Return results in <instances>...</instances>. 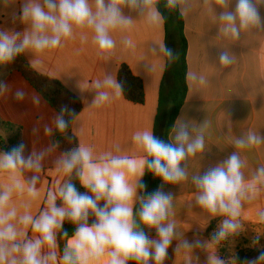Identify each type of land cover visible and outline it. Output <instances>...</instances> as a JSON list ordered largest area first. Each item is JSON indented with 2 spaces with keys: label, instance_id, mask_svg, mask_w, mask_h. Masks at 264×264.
Wrapping results in <instances>:
<instances>
[{
  "label": "crops",
  "instance_id": "obj_1",
  "mask_svg": "<svg viewBox=\"0 0 264 264\" xmlns=\"http://www.w3.org/2000/svg\"><path fill=\"white\" fill-rule=\"evenodd\" d=\"M30 3H39L48 11L44 0H0V33L16 36L18 44L33 31L31 20L24 19L21 12L22 6ZM89 4L95 11V0H89ZM178 4L188 41L189 91L170 141L175 146L176 133L185 127L188 142L202 135L204 148L195 155H186L180 165L185 178L179 182L163 181L146 165L142 176L131 177L130 183L135 185L136 191L133 218L137 230H143L150 240H158L156 229L140 222L139 210L142 200L159 190L171 197L165 225H174L163 264H215L216 261L238 264L235 256L239 251H256L246 246L248 240L243 239L250 230L264 227V177L257 178L258 170L264 168V0H258L262 26L241 30L235 40L222 31L220 14L234 12L236 0H230L227 8L219 7L215 0H180ZM121 12L130 24L110 31L115 46L108 53H100L91 28L75 26L72 37L62 39L60 47L37 51L29 46L20 52L38 73L60 81L82 100L83 109L72 132L79 147H87L96 163L112 158L152 159L133 136L143 131L154 135L167 68L165 22L156 7L155 14L143 6L136 9L121 6ZM224 53L231 61L227 66L220 63ZM122 65L129 66L133 74L142 79L144 105L127 101L121 89L117 96V89L105 84L109 78L118 84ZM97 82L100 88L96 87ZM99 92H107L109 98L97 106ZM57 116L59 113L20 72L11 73L0 87V120L22 128V155L25 158L31 155L33 161L38 160L40 164L39 169L21 166L15 172L0 170V192L11 191L4 212L16 211V218L10 221L17 232L16 243L39 236L31 225L22 224L20 218L24 215L37 218L47 207L49 192L57 193L68 182L69 174L60 164L66 154L52 140ZM46 127L51 132L46 133ZM249 131L257 134L261 143L238 147L236 141L246 139ZM234 153L242 161L244 190L238 214L233 218L225 213L213 214L198 203L201 190L194 178L222 165ZM3 154L0 148V156ZM16 182L21 184L20 188L15 187ZM33 183L35 197L27 191ZM141 184L145 187L141 188ZM59 200L57 197V207H61ZM225 219L238 225L235 231L226 233L224 237L228 239L218 235ZM58 233L59 230L56 232V260H49L48 264H62ZM223 249L227 260L220 256ZM41 251L46 255L47 245L42 246ZM12 255L17 259L21 256L20 253ZM127 264L140 262L130 259ZM242 264H264V260L257 258Z\"/></svg>",
  "mask_w": 264,
  "mask_h": 264
},
{
  "label": "clouds",
  "instance_id": "obj_2",
  "mask_svg": "<svg viewBox=\"0 0 264 264\" xmlns=\"http://www.w3.org/2000/svg\"><path fill=\"white\" fill-rule=\"evenodd\" d=\"M48 11L39 3L22 6L24 19L32 22V33L26 35L22 42L17 43L16 36L0 33V62L12 60L25 48L31 46L37 51L46 48L62 46V39L72 37L73 26L88 27L94 31V42L100 53L110 52L115 44L110 31L118 26H127L130 21L121 12V6L132 9L143 6L155 14V4L158 0H95V11L89 0H44ZM180 0H168V7L174 8ZM230 0H215L221 8H227ZM222 31L232 39H238L241 30L261 27V16L258 0H236L234 12H222ZM51 33L48 35L47 33ZM130 43V42H129ZM171 57L172 50L166 49ZM227 53L220 56V63L227 66L230 63ZM105 84L117 89L120 95V85L114 84L109 78ZM97 88L101 84L97 82ZM107 92H99L96 104L99 106L108 100ZM57 130L63 132L67 122L63 115L55 120ZM45 132H51L45 128ZM143 147L147 156L152 159L131 160L128 158H112L96 163L91 151L84 146L66 154L61 160L63 171L71 174L79 166L78 176L83 187L93 195L81 194L71 182L65 183L53 194L49 192L47 207L37 218L24 215L20 222L31 225L32 231L39 233L34 240L16 243L17 232L11 220L16 218L13 209L7 213L4 208L8 204L11 191L0 192V264H48L56 260V232L63 227L65 219L77 225L74 235L67 240L62 264H127L130 259L140 264H163L167 250L171 244L174 225L165 221L171 208V197L157 190L142 200L139 210V220L149 228H155L158 240H150L143 230H137L133 218V199L136 195L135 185L130 183L133 176H142L145 165L165 182H179L185 178V172L180 167L186 155H195L204 148V138L198 135L189 143V133L181 127L176 133V145L165 143L154 137L152 132H137L133 136ZM261 143L260 137L249 131L246 139L236 141L238 147H253ZM186 145V148H185ZM24 145H18L11 151L0 156V170L15 172L21 166L39 169L40 164L33 161L32 156L25 158L22 153ZM242 161L237 154H232L222 165L210 169L202 177L194 178L201 190L198 203L215 214L217 212L236 217L240 208V197L243 194L244 183L241 172ZM259 171V177H264V168ZM145 187L143 184L139 185ZM16 188L21 184L16 182ZM28 194L36 195L34 183L29 186ZM63 201L57 207L56 199ZM104 200L103 208L98 202ZM96 217L95 223L89 225V213ZM238 225L230 219L222 223L218 235L223 238L227 232H233ZM66 236L67 233L65 232ZM47 245L49 252L42 254V246ZM20 253V259L13 256ZM264 260V254L258 257ZM215 264H221L216 261Z\"/></svg>",
  "mask_w": 264,
  "mask_h": 264
},
{
  "label": "trees",
  "instance_id": "obj_3",
  "mask_svg": "<svg viewBox=\"0 0 264 264\" xmlns=\"http://www.w3.org/2000/svg\"><path fill=\"white\" fill-rule=\"evenodd\" d=\"M168 0H158L155 4L165 22L166 48L172 50V56L167 54V68L163 78L158 113L154 126V137L165 143L172 144L170 135L175 127L177 118L187 99L188 87V41L185 36V20L179 4L169 8ZM175 59L177 62L175 63ZM14 71L20 72L35 90L59 113L67 122L63 132L55 129L52 140L57 148L68 154L79 148V141L72 132L73 124L83 109L82 100L67 89L60 81L38 73L22 54H17L12 60L0 62V87L7 77ZM118 84L129 102L137 105L145 104V88L142 79L136 77L129 66L122 65L118 73ZM6 137L2 136V133ZM22 144V128L0 120V148L5 152ZM79 166L68 176V182L75 185L78 192L92 196L93 194L82 186L78 176ZM104 200L98 202L103 208ZM64 206L63 201L58 202ZM96 217L90 212L89 225L95 223ZM77 225L65 219L63 227L59 229L58 241L63 255L67 240L74 235ZM67 233L65 236L64 233ZM226 250L220 252L222 259L227 260ZM264 254L263 250L245 253L239 251L235 256L236 262L242 264L257 259Z\"/></svg>",
  "mask_w": 264,
  "mask_h": 264
},
{
  "label": "rangeland",
  "instance_id": "obj_4",
  "mask_svg": "<svg viewBox=\"0 0 264 264\" xmlns=\"http://www.w3.org/2000/svg\"><path fill=\"white\" fill-rule=\"evenodd\" d=\"M175 60H176L175 61L176 63L177 59ZM225 239H228V238H225ZM243 240H248L246 243V246H248L250 249H254V250L264 249V227L258 230H250L248 236L244 238ZM227 247L225 246V248L228 249L229 251L230 249Z\"/></svg>",
  "mask_w": 264,
  "mask_h": 264
}]
</instances>
